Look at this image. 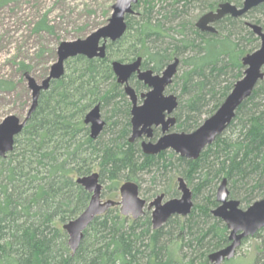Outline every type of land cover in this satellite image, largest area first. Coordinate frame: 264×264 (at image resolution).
Returning <instances> with one entry per match:
<instances>
[{
    "label": "trees",
    "instance_id": "1",
    "mask_svg": "<svg viewBox=\"0 0 264 264\" xmlns=\"http://www.w3.org/2000/svg\"><path fill=\"white\" fill-rule=\"evenodd\" d=\"M227 2L243 5V0H166L155 11L147 3L140 21H127L117 52L110 44L103 60L79 56L66 62L65 75L41 93L14 150L0 158V264H209L211 253L230 244L227 226L212 214L218 207L217 185L226 179L230 198L243 209L264 198V81L228 127L238 136L224 133L193 161L172 151L145 155L138 142H129L131 107L111 67L114 61L142 58L144 70L159 74L178 58L184 72L173 81L181 90L174 130L195 131L243 78V57L260 48L247 22L264 29V4L244 18L217 22V34L200 32L190 20L191 10L215 11ZM40 24L38 29L46 28ZM131 83L138 94L147 90L136 78ZM0 88L11 89L1 81ZM98 105L106 126L92 139L85 117ZM159 135L156 131L155 138ZM93 173L115 201L124 183L133 182L142 192L145 176L153 183L166 179L161 194L177 198L175 177H170L180 175L194 207L189 216H174L158 230L151 211L133 219L113 207L90 224L73 253L64 226L89 205L92 194L77 179ZM175 242L185 263L171 258Z\"/></svg>",
    "mask_w": 264,
    "mask_h": 264
},
{
    "label": "water",
    "instance_id": "2",
    "mask_svg": "<svg viewBox=\"0 0 264 264\" xmlns=\"http://www.w3.org/2000/svg\"><path fill=\"white\" fill-rule=\"evenodd\" d=\"M138 2L139 0H116L108 25L85 39L62 42L57 51V62L51 67L48 77L41 85L28 72L25 73L32 91V105L24 120L9 116L0 124V158H6L14 150L15 139L21 135L36 111L41 93L48 91L53 81L63 78L66 62L79 56L89 60L105 59L108 42L116 43L125 36L128 29L126 17L135 14L134 6ZM262 4L264 0H243L241 7L228 2L222 3L215 11L202 15L196 22V28L202 33L217 34L215 28L217 22L226 17L244 18ZM247 26L259 38L260 48L243 57L242 64L245 67L243 78L234 85L219 109L191 133L170 132V129L176 125V119L170 115L178 107V98L174 95L166 96L165 92L178 73L180 66L178 58L161 74H155L152 70H142V58L131 63L112 62L111 67L116 81L123 86L124 93L131 102L130 142L143 137L152 139L154 130L160 127L162 136L156 142H142L141 149L145 155L157 156L166 151H173L182 158L198 160L201 154L224 134L233 122L238 108L251 97L259 82L264 79V29L249 22ZM133 76L149 88V91L141 94L140 98L130 85ZM139 100H143L141 105L138 104ZM85 124L90 128L92 139H97L101 135L106 123L102 119L99 105L86 115ZM177 182L180 198L166 200L164 195H160L148 203L141 198L139 187L133 182L124 183L120 187L119 201H103V185L100 183L98 173L77 179V183L92 196L85 211L64 226V231L69 237V247L73 253L76 252L84 237V231L97 217L104 215L113 207H119L122 216L133 219L142 217L147 207L151 211L154 230L162 228L174 216H189L194 207L192 191L182 177H179ZM216 201L218 207L212 211V214L227 226L230 244L224 249L211 253L208 260L209 264H225L235 259L245 239L254 237L264 229V198L247 209H242L239 201L230 198L228 183L224 179L217 189Z\"/></svg>",
    "mask_w": 264,
    "mask_h": 264
},
{
    "label": "rangeland",
    "instance_id": "3",
    "mask_svg": "<svg viewBox=\"0 0 264 264\" xmlns=\"http://www.w3.org/2000/svg\"><path fill=\"white\" fill-rule=\"evenodd\" d=\"M162 1L166 0H139L136 7L134 6L135 14L128 16V19L132 23L140 21L147 3L155 6L156 11L164 3ZM171 1L173 0H169ZM115 3L116 0H0V81L11 88L5 90L0 88V124L9 116L24 120L31 108L32 91L25 78L26 71L41 85L48 77L51 67L57 62L60 44L85 39L108 25ZM189 12L190 20L194 19L196 23L208 11L202 13L201 9L196 8ZM40 23L46 28L38 29L37 26ZM113 46L114 52H117V44L113 43ZM21 66H26L28 69L22 70ZM183 72V66L180 65L177 76L180 77ZM175 84H172L174 91H170L169 88L166 90V96L179 97L181 90ZM130 85L134 87L133 83ZM126 100L130 102L127 96ZM262 105L264 109V100ZM105 116V112H102L104 120ZM172 132L179 133L174 129ZM224 133L228 137L238 136L237 130L232 131L229 128ZM174 177L177 198H180L181 193L177 182L180 175L173 174L170 178ZM159 180L153 183L150 176H145L142 182L143 190L140 196L148 203L167 190V180L165 179L164 182ZM221 183L217 185V189ZM102 191L103 201L110 200L107 185H103ZM145 210L147 211V208ZM178 250V243L175 242L170 248L172 260L185 263L182 253ZM263 262L264 229L254 237L243 241L235 259L230 264H261Z\"/></svg>",
    "mask_w": 264,
    "mask_h": 264
},
{
    "label": "flooded vegetation",
    "instance_id": "4",
    "mask_svg": "<svg viewBox=\"0 0 264 264\" xmlns=\"http://www.w3.org/2000/svg\"><path fill=\"white\" fill-rule=\"evenodd\" d=\"M210 12H211V11H210ZM128 16H132V15H128ZM128 16L126 17V22L129 20V19H128V18H129ZM118 42H119V41H118ZM116 43H117V42H116ZM110 44H113V43L110 42V41L108 42L107 50H108V46H109ZM141 68H142V65H141ZM165 69H166V68H165ZM165 69H164V70H165ZM142 70H144V69L142 68ZM164 70H163V71H164ZM163 71H162V72H163ZM162 72H161V73H162ZM133 78H136V80L138 81V79H137L136 76H133ZM133 78H132V79H133ZM132 79H131V81H132ZM131 81H130V84H131ZM173 81H174V80H173ZM139 82H140V81H139ZM141 83H142V82H141ZM142 84H143V83H142ZM172 84H173V83H172ZM143 85H144V84H143ZM170 86H171V85H170ZM170 86H169V87H170ZM122 87H123V86H122ZM169 87H168V88H169ZM133 88H134V87H133ZM168 88H167V89H168ZM134 89H135V88H134ZM123 90H124V88H123ZM135 91H136V90H135ZM148 91H149V88H147V90H146L145 92L141 93V94L147 93ZM136 93H137V91H136ZM141 94H138V93H137V95L139 96V98H140V95H141ZM177 98H178V97H177ZM129 101H130V100H129ZM129 103H130V107H131V102H129ZM142 103H143V100H139L138 104L141 105ZM178 107H179V102H178ZM178 107H177L176 110L173 112V114L170 115L171 117H174V118L176 119V124H177V118L175 117V113H176ZM100 110H101V108H100ZM101 116H102V112H101ZM102 119H103V117H102ZM103 120H104V119H103ZM104 121H105V120H104ZM105 123H106V121H105ZM130 123H131V109H130ZM105 126H106V125H105ZM175 126H176V125H175ZM175 126H174L173 128L170 129V132H171V133H173L172 130L175 128ZM154 129H155V128H154ZM131 131H132V126H131ZM156 131H158V132L160 133V135H159L157 138H155V132H156ZM130 136H131V135H130ZM161 136H162V132H161V128L159 127V128H157V129L154 130V138H152V139H146L145 137H143L142 139L136 140L135 142H138V143L140 144V147H141V144H142L143 141L156 142L157 139H158L159 137H161ZM129 142H130V139H129ZM130 143H131V142H130ZM132 143H134V142H132ZM141 150H142V149H141ZM172 152H173V151H172ZM175 154H176V153H175ZM160 195H164V197H165V199H166L165 194H160ZM160 195H158V196H160ZM158 196H157V197H158ZM174 199H175V198H174ZM166 200H169V199H166ZM146 208H147V207H146ZM147 211H149L148 208H147ZM145 212H146V210H145Z\"/></svg>",
    "mask_w": 264,
    "mask_h": 264
}]
</instances>
